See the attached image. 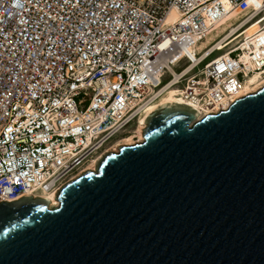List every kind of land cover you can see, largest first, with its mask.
<instances>
[{
    "label": "built area",
    "instance_id": "obj_1",
    "mask_svg": "<svg viewBox=\"0 0 264 264\" xmlns=\"http://www.w3.org/2000/svg\"><path fill=\"white\" fill-rule=\"evenodd\" d=\"M256 71L264 0H0V202L57 195L169 88L219 112Z\"/></svg>",
    "mask_w": 264,
    "mask_h": 264
},
{
    "label": "water",
    "instance_id": "obj_2",
    "mask_svg": "<svg viewBox=\"0 0 264 264\" xmlns=\"http://www.w3.org/2000/svg\"><path fill=\"white\" fill-rule=\"evenodd\" d=\"M146 119L58 191L0 202V264H264V85Z\"/></svg>",
    "mask_w": 264,
    "mask_h": 264
},
{
    "label": "bare ground",
    "instance_id": "obj_3",
    "mask_svg": "<svg viewBox=\"0 0 264 264\" xmlns=\"http://www.w3.org/2000/svg\"><path fill=\"white\" fill-rule=\"evenodd\" d=\"M241 13H233L229 16L228 22L233 19L234 17L238 16ZM245 16V15H244ZM244 16L241 18L243 19ZM176 14L172 12L170 16V20L175 19ZM227 22V21H226ZM225 22V23H226ZM234 28L231 29L230 34L234 32ZM209 41V39H207ZM221 42H219L217 45L220 46ZM243 59L245 62L248 61L247 55L243 56ZM264 85V75L261 73L253 72L249 74L246 77V81L243 83V85L238 89V94L232 98L231 101H233L236 98L242 97L245 94L253 93L260 89ZM231 101L227 102L223 108H225ZM180 99L175 94L174 89L169 88L167 91L164 92L155 102H153L151 105L146 107L142 110L141 114L139 115L137 125L134 127L132 133H130L127 136H123L117 144H114L112 148H110L108 151L111 152H117L120 146L124 145H132L135 143H139L143 141V130L146 127V119L153 115L155 112H157L160 108H172L176 105H181ZM218 109L216 108H210V109H204V111L194 110L195 117L194 119L198 120L201 119L204 115L210 114V113H217ZM101 154L100 156H97L92 159L87 165V167L84 169L85 171H95L97 169L99 161L104 157ZM82 174V173H81ZM29 195V194H26ZM42 197L44 199L49 200L48 206L49 207H55L58 205V199L56 198V192H45L43 193Z\"/></svg>",
    "mask_w": 264,
    "mask_h": 264
},
{
    "label": "rangeland",
    "instance_id": "obj_4",
    "mask_svg": "<svg viewBox=\"0 0 264 264\" xmlns=\"http://www.w3.org/2000/svg\"><path fill=\"white\" fill-rule=\"evenodd\" d=\"M243 16H244V14L241 13V14H239L238 16H236V17H234L233 19H231L230 21H239ZM230 21H229V22H230ZM229 22L227 21V22L225 23V25L229 24ZM250 29H251V28H250ZM212 37H213V36L210 35V36L207 37V39L211 40Z\"/></svg>",
    "mask_w": 264,
    "mask_h": 264
}]
</instances>
